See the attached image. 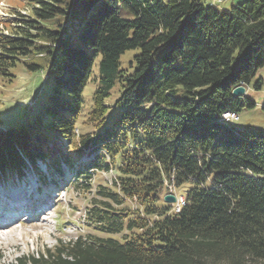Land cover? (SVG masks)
Instances as JSON below:
<instances>
[{
    "label": "trees",
    "instance_id": "1",
    "mask_svg": "<svg viewBox=\"0 0 264 264\" xmlns=\"http://www.w3.org/2000/svg\"><path fill=\"white\" fill-rule=\"evenodd\" d=\"M32 1V15L0 34V75L22 65L49 89L30 123L0 128V178L32 169L46 182L39 163L55 177L67 168L91 196L92 234L12 264H264V132L220 122L256 107L233 92L264 67V0L230 11L203 0ZM136 50L130 72L121 59ZM99 58L93 130L78 135ZM170 182L183 190L179 213L163 199Z\"/></svg>",
    "mask_w": 264,
    "mask_h": 264
},
{
    "label": "rangeland",
    "instance_id": "2",
    "mask_svg": "<svg viewBox=\"0 0 264 264\" xmlns=\"http://www.w3.org/2000/svg\"><path fill=\"white\" fill-rule=\"evenodd\" d=\"M246 1L249 0H203L202 4L206 7L212 6L223 11H230L233 7H237ZM32 7V0H0V34L10 36L12 31L9 25L11 23L13 25L18 24V19L31 16ZM137 53L138 50L128 51L123 55L121 59L122 68L132 72L133 68H131L130 62ZM99 62L100 58L94 66L95 76L87 84L83 94L84 105L77 126L79 135L91 133L93 130L90 125L85 123L92 110L93 96L98 86ZM10 74V78L0 75V124L3 129H11L30 123L37 110L44 103L49 89L47 76L43 72L28 73L22 65H18L10 71ZM12 76L14 77L12 78ZM9 79H12V82H9ZM260 81H262V85L258 89L257 85ZM245 89L244 97L255 101L256 107L251 110L243 109L239 112V118L233 123V126L241 132H264V67L256 71ZM118 97L119 92L117 90L113 91L107 105L113 107ZM83 161H86V159H83ZM24 172L31 173V170L26 169ZM15 177L16 174H9L8 178H0V197L1 194L4 196L9 191L18 193L20 191L16 189L19 188L23 189L24 192L23 187L30 181L26 177L25 182L17 185ZM71 177L72 174L66 168L65 177L59 182V185L47 186L54 207L49 208L45 216L40 213L35 217L33 213L28 212L21 219V222H19V219H16V221L6 220V222L11 223L7 227H0V264H12L22 256L36 254L44 247H52L58 241L67 242L76 236L92 234L89 229L83 226L84 211L89 205L91 196L86 198L85 195L79 194L77 189L71 185ZM55 179L59 180V177H55ZM105 181L106 178L103 175L97 174L94 184L104 183ZM52 188H57L59 191L53 192L50 190ZM40 194L42 196L46 195L43 190L40 191ZM176 194L181 197L183 190H176ZM21 196L19 194V198ZM23 199H25L24 195ZM13 215L17 214L13 213ZM15 218H18V216ZM1 238L5 239L2 240Z\"/></svg>",
    "mask_w": 264,
    "mask_h": 264
},
{
    "label": "water",
    "instance_id": "3",
    "mask_svg": "<svg viewBox=\"0 0 264 264\" xmlns=\"http://www.w3.org/2000/svg\"><path fill=\"white\" fill-rule=\"evenodd\" d=\"M245 93H246V89L244 87H238L234 90L233 95L236 97H243ZM166 200L170 202H175L174 197H168Z\"/></svg>",
    "mask_w": 264,
    "mask_h": 264
},
{
    "label": "built area",
    "instance_id": "4",
    "mask_svg": "<svg viewBox=\"0 0 264 264\" xmlns=\"http://www.w3.org/2000/svg\"><path fill=\"white\" fill-rule=\"evenodd\" d=\"M234 118H237V116H231L230 115V112H229V115H223L222 116L221 121H229V122H232V121H234Z\"/></svg>",
    "mask_w": 264,
    "mask_h": 264
},
{
    "label": "bare ground",
    "instance_id": "5",
    "mask_svg": "<svg viewBox=\"0 0 264 264\" xmlns=\"http://www.w3.org/2000/svg\"><path fill=\"white\" fill-rule=\"evenodd\" d=\"M225 115H229V113H226ZM230 115L231 116H236L235 114H233V113H230ZM237 118H234V120H236ZM1 196H2V194H1ZM7 227V226H6ZM7 236V235H6ZM2 240H4L5 238H1Z\"/></svg>",
    "mask_w": 264,
    "mask_h": 264
}]
</instances>
